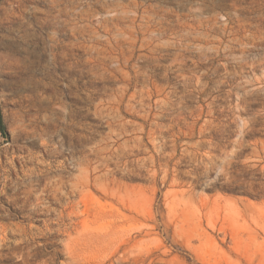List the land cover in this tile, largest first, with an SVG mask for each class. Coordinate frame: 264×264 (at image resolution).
Here are the masks:
<instances>
[{"label":"rangeland","instance_id":"obj_1","mask_svg":"<svg viewBox=\"0 0 264 264\" xmlns=\"http://www.w3.org/2000/svg\"><path fill=\"white\" fill-rule=\"evenodd\" d=\"M0 264H264V0H0Z\"/></svg>","mask_w":264,"mask_h":264},{"label":"trees","instance_id":"obj_2","mask_svg":"<svg viewBox=\"0 0 264 264\" xmlns=\"http://www.w3.org/2000/svg\"><path fill=\"white\" fill-rule=\"evenodd\" d=\"M0 131H1L2 133H4V131H3V126H2V121H1V113H0Z\"/></svg>","mask_w":264,"mask_h":264}]
</instances>
